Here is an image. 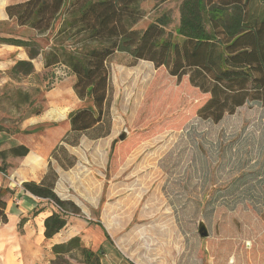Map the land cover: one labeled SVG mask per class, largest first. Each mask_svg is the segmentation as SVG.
I'll return each instance as SVG.
<instances>
[{
    "label": "rangeland",
    "instance_id": "obj_1",
    "mask_svg": "<svg viewBox=\"0 0 264 264\" xmlns=\"http://www.w3.org/2000/svg\"><path fill=\"white\" fill-rule=\"evenodd\" d=\"M180 3L140 0L143 16L133 28L167 14L166 30H174ZM53 32L37 35L0 21L1 37L34 39L40 46L27 74L11 70L22 52L0 54V123L12 142L28 143L30 154L46 153L40 164L68 131V113L90 104L74 94V75L64 64L44 66ZM107 67L109 133L82 135L67 146L75 157L68 169L51 159L59 171L54 189L72 204L67 220L82 222L76 234L81 244L98 250L105 264H264V104L246 103L213 122L197 115L208 94L186 77L177 81L163 66L133 63L123 52L111 55ZM9 161L2 180L16 177L26 163ZM199 219L207 237L198 234ZM48 255L54 258L45 251V260ZM66 258L80 263L77 252Z\"/></svg>",
    "mask_w": 264,
    "mask_h": 264
},
{
    "label": "trees",
    "instance_id": "obj_2",
    "mask_svg": "<svg viewBox=\"0 0 264 264\" xmlns=\"http://www.w3.org/2000/svg\"><path fill=\"white\" fill-rule=\"evenodd\" d=\"M140 0H24L7 5L6 12L18 26L37 35L53 32V42L43 54L44 66L64 64L75 76L76 96L90 104L68 113L69 129L51 152L63 169L75 163L66 146L78 144L82 135L106 136L110 130V81L108 58L123 52L132 58L148 60L155 67L208 94L197 115L218 122L225 114L249 102L264 104V0H181L179 22L174 30L167 14L157 16L144 28L133 25L143 16ZM0 43L27 48L29 60H18L15 73L32 72L31 59L40 52L34 39L0 36ZM139 69H136V73ZM130 73L129 71L126 72ZM0 131L6 129L0 123ZM29 149L17 144L0 150V172L5 173L10 157H23ZM57 173L51 162L39 181L22 182L24 190L55 203L45 217L43 235L52 237L61 230L71 202L54 190ZM0 186V225L6 223ZM42 209H35L36 215ZM26 221L19 220V226ZM108 237L107 233H104ZM54 258L45 264H70L66 257L77 252L79 264H102L98 250L83 246L78 235L51 247Z\"/></svg>",
    "mask_w": 264,
    "mask_h": 264
},
{
    "label": "crops",
    "instance_id": "obj_3",
    "mask_svg": "<svg viewBox=\"0 0 264 264\" xmlns=\"http://www.w3.org/2000/svg\"><path fill=\"white\" fill-rule=\"evenodd\" d=\"M21 1H24V0H0V21H5V20L13 21L12 19H9L8 17V14L6 12V6L21 2ZM3 51L8 52V53H13L17 51L22 52L24 55H19V57L16 58V61L29 60V57L25 55V51L21 46L14 45V44H6V45L1 46L0 54ZM16 61L12 63V66L16 63ZM74 81H75V76H74ZM74 81H73V84H74ZM73 84H72V89H73ZM18 141H21V142H18V143L12 142L11 135L7 136L5 131H0V150L9 148L17 144H23L28 147L29 152L27 155L23 157H19V158H25L26 163L28 161H33V162H30L31 166L28 163L27 164L23 163L21 167L19 168L16 174V177L8 176L6 180H2L0 177V186L2 188L8 189V192L5 193V195H3V199L6 204L5 212L7 215V221L6 223L0 225V255L1 254L6 255L11 244H12L11 249H13L12 247L17 244V246L20 247L21 249L19 251L20 253L19 256L16 253L18 258L20 259V264H45L53 259L51 255H48V259L45 260L44 259L45 251L50 252L51 247L54 244L65 242L69 238L75 236L80 231H83L82 230L83 226L81 225L82 224L81 221H78V220L74 221L73 219H69L67 220L65 226L61 230H59L57 233H55L52 237L50 238L44 237L43 235L44 219L45 217H47L48 215L52 213L55 206L52 204L51 201L37 197L31 194L30 192L24 190V188L22 187V182L28 181V180L39 181V179L42 177V175L46 171L47 164L49 161L51 162L57 175H59L58 167L53 164V161L51 159L44 161L42 164H40L41 161L45 159L44 157L47 156L46 153L43 150L39 151V153L38 152L36 153L34 152L36 151V149H34L33 152H31L30 154V151L32 150H31V147L28 145V143L21 139H18ZM54 147L50 148L51 152ZM51 152H50V155H51ZM17 158L18 157H10L7 160V163L10 162L9 161L10 159H17ZM8 166H9V163H8ZM0 174L6 175V172L5 173L0 172ZM54 190L59 196L57 189H54ZM39 208H41L42 210L36 215H32V211L35 209H39ZM22 217H25L26 221L21 226H19V220ZM69 222H71V225H69ZM68 226L71 227L70 230L64 231V229ZM17 231L19 232L17 233ZM98 234L100 235L101 233L98 230L95 231L94 238L96 241L99 242ZM101 243H103V241ZM85 245L83 244V246L89 248L88 247L89 245L87 244ZM13 252H12V255L15 256ZM105 260L106 258L103 256L101 258V263L105 264Z\"/></svg>",
    "mask_w": 264,
    "mask_h": 264
},
{
    "label": "bare ground",
    "instance_id": "obj_4",
    "mask_svg": "<svg viewBox=\"0 0 264 264\" xmlns=\"http://www.w3.org/2000/svg\"><path fill=\"white\" fill-rule=\"evenodd\" d=\"M66 107V106H65ZM64 107V108H65ZM70 109V108H69ZM66 113V112H65ZM69 230V229H68ZM29 244V243H28ZM21 245V244H20ZM11 246H12V244H11ZM11 246H10V248L8 249V251H7V253H6V255H0V264H20V259L18 258V256H19V251L21 250L20 249V247H18L17 246V244L15 245V246H13L12 248L13 249H11ZM13 251H15V252H13ZM26 251V250H25ZM12 252H13V254L15 255V256H13L12 255ZM27 252H28V250H27ZM16 253H17V255H16ZM2 256V257H1ZM23 257H25V256H23ZM27 259V258H26ZM25 261V260H24ZM25 263V262H24Z\"/></svg>",
    "mask_w": 264,
    "mask_h": 264
},
{
    "label": "water",
    "instance_id": "obj_5",
    "mask_svg": "<svg viewBox=\"0 0 264 264\" xmlns=\"http://www.w3.org/2000/svg\"><path fill=\"white\" fill-rule=\"evenodd\" d=\"M126 134H127L126 130L122 131V133L118 136V139H120V140L124 139ZM197 231H198V234L200 237H207L209 234L208 229H207V227H206V225L202 219H199V221H198Z\"/></svg>",
    "mask_w": 264,
    "mask_h": 264
},
{
    "label": "built area",
    "instance_id": "obj_6",
    "mask_svg": "<svg viewBox=\"0 0 264 264\" xmlns=\"http://www.w3.org/2000/svg\"><path fill=\"white\" fill-rule=\"evenodd\" d=\"M51 202H52V201H51ZM52 204H53L55 207L59 208L55 203L52 202Z\"/></svg>",
    "mask_w": 264,
    "mask_h": 264
}]
</instances>
